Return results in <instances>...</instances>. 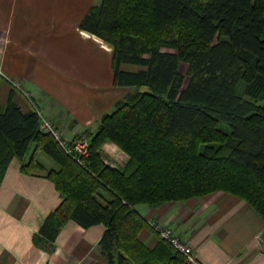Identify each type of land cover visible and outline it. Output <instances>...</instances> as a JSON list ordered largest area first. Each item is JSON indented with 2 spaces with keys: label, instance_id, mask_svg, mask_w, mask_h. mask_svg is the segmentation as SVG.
Segmentation results:
<instances>
[{
  "label": "trees",
  "instance_id": "obj_1",
  "mask_svg": "<svg viewBox=\"0 0 264 264\" xmlns=\"http://www.w3.org/2000/svg\"><path fill=\"white\" fill-rule=\"evenodd\" d=\"M80 27L113 47L114 84L133 90L87 132L82 164L40 130L14 90L0 103V186L15 158L28 173L44 169L40 152L59 166L47 177L62 201L40 231L54 238L68 220L104 224L110 264H185L164 239L141 240L152 228L138 205L223 191L264 221V0H101ZM107 142L129 156L123 168L105 162Z\"/></svg>",
  "mask_w": 264,
  "mask_h": 264
},
{
  "label": "crops",
  "instance_id": "obj_2",
  "mask_svg": "<svg viewBox=\"0 0 264 264\" xmlns=\"http://www.w3.org/2000/svg\"><path fill=\"white\" fill-rule=\"evenodd\" d=\"M100 2L0 0V65L14 83L35 96L37 105L69 139L96 132L102 115L133 90L114 84L113 47L80 27L89 8ZM122 68L143 67L123 64ZM13 82L0 77L1 105L14 90L15 101L29 111L31 102ZM102 155L119 169L129 159L112 142L103 145ZM40 162L44 169L28 173L13 159L1 183L0 264H110L100 246L104 224L86 227L68 220L54 238L40 231L62 201L47 177L49 169L59 166ZM137 207L146 219L172 227L202 264H264V221L233 194L219 191ZM140 238L148 247L159 242L150 228Z\"/></svg>",
  "mask_w": 264,
  "mask_h": 264
},
{
  "label": "built area",
  "instance_id": "obj_3",
  "mask_svg": "<svg viewBox=\"0 0 264 264\" xmlns=\"http://www.w3.org/2000/svg\"><path fill=\"white\" fill-rule=\"evenodd\" d=\"M5 76L11 80L3 71L0 65V77ZM12 81V80H11ZM13 82V81H12ZM15 86L22 91V93L30 100L32 108L38 113L40 117V130L44 133L51 134L60 147L65 153L70 155L77 162L82 164L83 157H87L90 154L91 141L85 136L81 135L78 138L69 139L65 137L62 131L56 127L53 120L48 117L42 108H40L31 98L29 93L20 87L19 83H14ZM149 226L159 235L160 238L171 244L184 258L185 264H202L196 257L193 248L188 245L175 231L172 227L166 226L160 222L154 221L152 219H146Z\"/></svg>",
  "mask_w": 264,
  "mask_h": 264
},
{
  "label": "rangeland",
  "instance_id": "obj_4",
  "mask_svg": "<svg viewBox=\"0 0 264 264\" xmlns=\"http://www.w3.org/2000/svg\"><path fill=\"white\" fill-rule=\"evenodd\" d=\"M180 70H181V72L183 73V74H185V77H186V81L188 80V75H187V65L186 64H182V66H181V68H180ZM10 78V77H9ZM11 79V78H10ZM12 80V79H11ZM13 81V80H12ZM20 87L22 88V89H24L25 91H26V89L23 87V86H21L20 85ZM29 91V90H28ZM27 91V92H28ZM241 91H243V89L241 90ZM21 93V92H20ZM22 94V93H21ZM29 95L31 96V98L33 99V101L37 104V100H36V98H35V96H33V94H31L30 93V91H29ZM24 96V95H23ZM28 99V98H27ZM26 99V100H27ZM29 100V99H28ZM36 100V101H35ZM29 102H30V100H29ZM41 108H43V107H41ZM121 149V148H120ZM120 151V150H119ZM120 155H124L122 152H120ZM38 158H39V160L40 161H42L45 165H47L48 167H57L58 166V164L56 163V161L54 160V159H52L48 154H46V153H44V152H40L39 153V155H38ZM123 159V158H122ZM138 208V207H137Z\"/></svg>",
  "mask_w": 264,
  "mask_h": 264
}]
</instances>
